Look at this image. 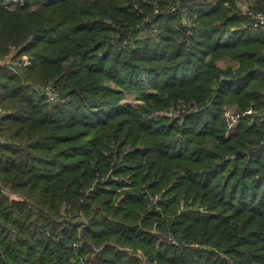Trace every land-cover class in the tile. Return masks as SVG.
<instances>
[{
  "label": "trees",
  "instance_id": "trees-1",
  "mask_svg": "<svg viewBox=\"0 0 264 264\" xmlns=\"http://www.w3.org/2000/svg\"><path fill=\"white\" fill-rule=\"evenodd\" d=\"M236 7L0 0V58L31 59L0 67V264H264V114L223 118L264 109V31Z\"/></svg>",
  "mask_w": 264,
  "mask_h": 264
},
{
  "label": "rangeland",
  "instance_id": "rangeland-1",
  "mask_svg": "<svg viewBox=\"0 0 264 264\" xmlns=\"http://www.w3.org/2000/svg\"><path fill=\"white\" fill-rule=\"evenodd\" d=\"M14 1H16V0H14ZM236 6H237L236 10L238 9V11L241 13V15L242 14L245 15L248 18V20H250L249 19V16H250L249 13H252V14H257L260 12L264 13V7L262 6V8H255L254 2L251 0H236ZM156 11H158V8H156ZM16 55H17V51L12 50L10 54L4 56L3 58H0V67H4V68L10 67L13 70H15L19 66H25V65L29 64V61L31 59L28 55H26V54H23L21 56H16ZM14 56H16V57H14ZM13 57H14V59H13ZM26 62H28V63L26 64ZM216 63L218 64V67L221 69L222 73H224L226 75L233 74L239 68V63L237 61L233 60L231 57H221L218 60H216ZM46 87H47V89L54 91L51 86L47 85ZM51 91H47V92L51 93ZM52 95L54 96L55 94H52ZM124 101L125 102H131L133 105L140 104V102L134 101L132 95H130V94L126 95V99ZM190 106H191V108H194V109H196L198 107L197 103H195V102H194V105H191V103H189V102L187 103V102L182 101V102H179L177 105H174L173 107H170L168 109L156 111L152 115H154V117H161V116L165 115L168 118H172L176 114H178V112H180V111L189 110ZM2 112L3 111L0 109V113H2ZM263 114H264V109L260 110L254 106L248 105L244 109H239V108H237V106L231 105V106H228L226 108V110L224 111L223 118H224V121L228 124V126L232 127L233 125H235L237 123V120L239 119V116H241V115H249L250 116V123H252L253 120L256 119V118L252 117L253 115L263 116ZM0 138L3 142V139L1 136H0ZM6 194L10 198L19 199L14 194H10V193H6ZM158 198H159L158 193H155L153 196H151L150 197L151 204L154 203V201L157 200ZM67 207L68 206H66V204H64V207H62L61 213L63 211H65V209ZM201 211H203V210H201ZM64 214H66V212H64ZM80 218H81V220L85 219L84 213L80 215ZM152 230L155 231L156 228L154 227ZM167 240L170 243H175V244L178 243L177 240L173 239L172 236H170ZM125 249L128 251L130 250L133 253H135L136 256H138L141 259L142 264L143 263L144 264H157L155 261H150L149 258L147 257V255L144 253V251L140 248L125 247Z\"/></svg>",
  "mask_w": 264,
  "mask_h": 264
},
{
  "label": "built area",
  "instance_id": "built-area-1",
  "mask_svg": "<svg viewBox=\"0 0 264 264\" xmlns=\"http://www.w3.org/2000/svg\"><path fill=\"white\" fill-rule=\"evenodd\" d=\"M250 16H249V19L251 20L250 23H251V26L254 28V29H260L262 31H264V13L260 12V13H257V14H252V13H249ZM28 62H26L27 64ZM51 98H54V96L52 95V93L48 92L47 93ZM2 142L1 138H0V143Z\"/></svg>",
  "mask_w": 264,
  "mask_h": 264
}]
</instances>
